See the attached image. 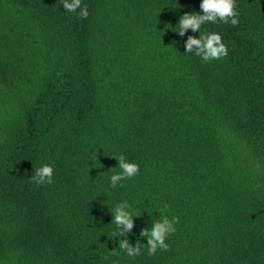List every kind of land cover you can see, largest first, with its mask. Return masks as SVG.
<instances>
[{
    "label": "trees",
    "instance_id": "16d2710c",
    "mask_svg": "<svg viewBox=\"0 0 264 264\" xmlns=\"http://www.w3.org/2000/svg\"><path fill=\"white\" fill-rule=\"evenodd\" d=\"M201 4L81 0L83 19L63 0H0V264H264V0L201 26L228 49L210 62L187 52L199 31L175 32ZM121 154L139 174L113 188ZM162 211L180 222L149 256L141 233ZM123 239L142 254L112 255Z\"/></svg>",
    "mask_w": 264,
    "mask_h": 264
},
{
    "label": "clouds",
    "instance_id": "9594fccd",
    "mask_svg": "<svg viewBox=\"0 0 264 264\" xmlns=\"http://www.w3.org/2000/svg\"><path fill=\"white\" fill-rule=\"evenodd\" d=\"M63 7L67 12H76L77 9H81V0H63ZM201 9L203 14H184L176 28L180 36H184L185 33L191 29L193 31H199L201 26L211 22L217 23L218 21L232 26L239 24V13L236 11V0H202ZM87 6H84L80 12L79 17L86 19L88 17ZM187 52H195L196 56L202 58L205 62L212 60H219L228 55L227 46L223 43V38L219 33L202 34L200 37H189L187 41ZM195 48V51L193 49ZM120 172L113 174L110 179L111 186L113 188L120 185L122 180L131 179L139 174V165L136 163L127 162L125 156L121 154L118 158ZM54 169L50 165H43L39 168H35L34 174L30 178L38 185L53 183ZM129 205L127 201L119 203L113 209L115 219L112 224H115L116 229L120 235L130 233L134 226L133 215L127 210ZM164 211L167 210L168 205L163 206ZM179 217H173L169 219L161 212V219L153 222V227L150 229H144L141 233L142 236L147 238V250L149 256H154L158 250H169V244L166 240L171 234L176 231L175 225L179 224ZM119 250V251H117ZM117 250H111L112 255H119L120 251L126 253L128 257L135 258L142 254L141 244L138 242L135 247L131 246L128 239L120 240L119 248Z\"/></svg>",
    "mask_w": 264,
    "mask_h": 264
}]
</instances>
